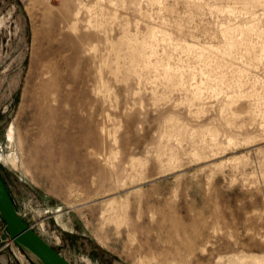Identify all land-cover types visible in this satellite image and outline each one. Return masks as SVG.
Masks as SVG:
<instances>
[{
	"label": "rangeland",
	"instance_id": "374dc122",
	"mask_svg": "<svg viewBox=\"0 0 264 264\" xmlns=\"http://www.w3.org/2000/svg\"><path fill=\"white\" fill-rule=\"evenodd\" d=\"M0 173L72 264H264V0H0Z\"/></svg>",
	"mask_w": 264,
	"mask_h": 264
},
{
	"label": "water",
	"instance_id": "95a60500",
	"mask_svg": "<svg viewBox=\"0 0 264 264\" xmlns=\"http://www.w3.org/2000/svg\"><path fill=\"white\" fill-rule=\"evenodd\" d=\"M0 218L11 240L41 264H72L21 217L1 173Z\"/></svg>",
	"mask_w": 264,
	"mask_h": 264
},
{
	"label": "bare ground",
	"instance_id": "6f19581e",
	"mask_svg": "<svg viewBox=\"0 0 264 264\" xmlns=\"http://www.w3.org/2000/svg\"><path fill=\"white\" fill-rule=\"evenodd\" d=\"M54 120V119H53Z\"/></svg>",
	"mask_w": 264,
	"mask_h": 264
},
{
	"label": "trees",
	"instance_id": "16d2710c",
	"mask_svg": "<svg viewBox=\"0 0 264 264\" xmlns=\"http://www.w3.org/2000/svg\"><path fill=\"white\" fill-rule=\"evenodd\" d=\"M5 182V181H4Z\"/></svg>",
	"mask_w": 264,
	"mask_h": 264
}]
</instances>
